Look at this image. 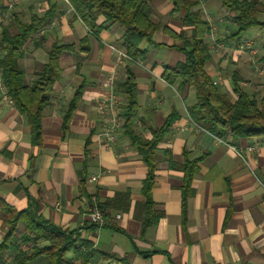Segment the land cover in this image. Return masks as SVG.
I'll list each match as a JSON object with an SVG mask.
<instances>
[{
    "label": "crops",
    "instance_id": "0c3cea01",
    "mask_svg": "<svg viewBox=\"0 0 264 264\" xmlns=\"http://www.w3.org/2000/svg\"><path fill=\"white\" fill-rule=\"evenodd\" d=\"M259 1L257 20L264 22V0ZM151 7L152 18L170 33L155 31L150 41L140 43L143 60L116 66L112 46L123 47L118 23L92 33L67 0H0V36L3 26L14 35L33 16L48 18L24 44L19 64L27 84L48 61L51 46L63 47L37 140L26 115L0 93V198L17 211L30 210L64 232H76L90 243L88 264H264V135L219 139L194 127L188 113L195 103L193 87L162 78L165 66L184 60L172 34L189 35L190 30L168 0H152ZM198 9L210 26L204 70L215 86L231 102L237 90L264 98V76L257 74L264 69V26L241 30L237 12L220 0H199ZM39 37L42 42L34 46ZM243 41H250L255 54ZM112 71L125 105L120 84L128 72L133 75L136 107L106 145L98 137L97 101L109 91ZM166 122L150 150V211L144 193L149 166L133 137L151 140ZM194 161L183 200L185 166ZM90 195L105 206L108 223L99 228L85 213L83 199ZM153 215L155 221L144 227L143 220ZM5 231L0 221V241ZM23 231L18 223L16 234ZM17 252L5 250L0 264L11 262ZM65 257L68 264H82L73 251ZM47 263L45 255L25 262Z\"/></svg>",
    "mask_w": 264,
    "mask_h": 264
},
{
    "label": "trees",
    "instance_id": "16d2710c",
    "mask_svg": "<svg viewBox=\"0 0 264 264\" xmlns=\"http://www.w3.org/2000/svg\"><path fill=\"white\" fill-rule=\"evenodd\" d=\"M76 16L85 24L90 32L96 33L100 28L116 22L122 28L121 40L123 48L134 61H141L145 57V50L140 43L150 41L152 34L162 29L170 33L160 21L152 18V0H67ZM172 4V12L181 13V22L190 30L189 35L184 31L172 34L176 42L173 46L184 55V60L175 66H165L162 78L170 84L192 86L195 92V103L188 109L191 119L215 137L222 139L227 136L253 137L264 135V98L237 90L234 102L220 92L212 78L205 72L204 64L209 59V45L205 36L210 31L206 20L200 16L199 0H168ZM230 10L237 12V19L243 30L248 26L261 25L257 20L261 2L259 0H220ZM101 20V22H100ZM48 22L45 16H33L29 23L22 24L17 34H10L3 26L0 36V50L4 53L0 57L2 81L6 87V94L16 109L26 115L34 139L40 135V118L44 108L49 103V94L53 83L59 77L57 64L62 45L53 44L48 50V61L35 72L30 83L25 82V71L19 61L23 58L24 44L35 33L39 32ZM39 37L34 46L42 42ZM120 88L126 96L125 122L134 113L136 107V87L134 77L128 72ZM76 105L75 99L70 103L63 117L65 127L72 109ZM168 122L160 131H154L151 140H138L139 149L149 166V173L144 181L146 206L151 211L150 185L153 179L154 165L150 161V150L156 146L159 133L164 132ZM123 126V127H124ZM196 162L185 166L186 185L183 189V200L189 195V182L195 172ZM102 207L105 206L102 204ZM105 210V209H104ZM105 215V211H104ZM157 215L147 216L143 226L153 223ZM0 221L6 226V231L0 241V263L4 262V251L16 249L18 252L8 264H25L39 255H45L47 264H68L65 257L68 251H73L76 259L82 264H88L91 256L90 243L80 241L76 232H64L58 227L46 223L30 210L17 211L0 198ZM24 226L21 235L16 234L17 224ZM19 243L28 244L26 250L19 248Z\"/></svg>",
    "mask_w": 264,
    "mask_h": 264
},
{
    "label": "built area",
    "instance_id": "2783aa9c",
    "mask_svg": "<svg viewBox=\"0 0 264 264\" xmlns=\"http://www.w3.org/2000/svg\"><path fill=\"white\" fill-rule=\"evenodd\" d=\"M241 44H245L251 54H255V50L251 49L250 41H243ZM112 49L115 53L114 63L116 66H124L126 61H132L131 57L127 54L123 47L112 46ZM3 53L4 52L0 50V57L3 55ZM257 74L264 76V69H258ZM117 76L118 74L115 71L109 73L106 81L109 91L97 101V114L100 120V130L98 132V137H100L106 145H109L114 141L116 132L124 126L125 122V103L116 93L114 87V80ZM0 93L4 96H7L6 87L1 77V69ZM9 101L11 100L9 99ZM192 122L195 128L204 130L200 125L194 121ZM248 148L252 149L253 147L250 146ZM90 180H93V178L91 177ZM83 204L85 205V213L88 216L89 223L91 225H93L95 228H99L108 223L104 215L102 203L96 196L90 195L85 197L83 199ZM116 218H119V215H116ZM19 248L21 250H26L28 248V244L19 243Z\"/></svg>",
    "mask_w": 264,
    "mask_h": 264
}]
</instances>
